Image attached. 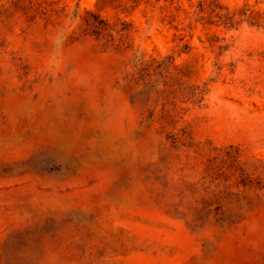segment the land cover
<instances>
[{"label":"rangeland","instance_id":"rangeland-1","mask_svg":"<svg viewBox=\"0 0 264 264\" xmlns=\"http://www.w3.org/2000/svg\"><path fill=\"white\" fill-rule=\"evenodd\" d=\"M0 264H264V0H0Z\"/></svg>","mask_w":264,"mask_h":264}]
</instances>
